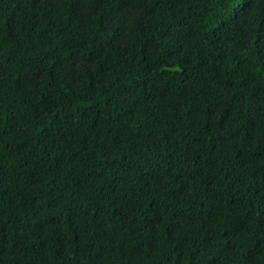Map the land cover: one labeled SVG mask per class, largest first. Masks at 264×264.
Segmentation results:
<instances>
[{"label": "trees", "instance_id": "trees-1", "mask_svg": "<svg viewBox=\"0 0 264 264\" xmlns=\"http://www.w3.org/2000/svg\"><path fill=\"white\" fill-rule=\"evenodd\" d=\"M0 264H264V0H0Z\"/></svg>", "mask_w": 264, "mask_h": 264}]
</instances>
